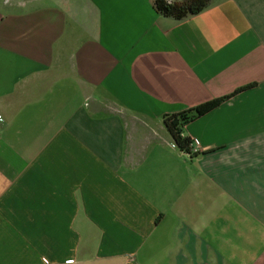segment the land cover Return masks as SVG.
I'll return each mask as SVG.
<instances>
[{
	"label": "crops",
	"instance_id": "0c3cea01",
	"mask_svg": "<svg viewBox=\"0 0 264 264\" xmlns=\"http://www.w3.org/2000/svg\"><path fill=\"white\" fill-rule=\"evenodd\" d=\"M0 264H264V0H0Z\"/></svg>",
	"mask_w": 264,
	"mask_h": 264
},
{
	"label": "trees",
	"instance_id": "16d2710c",
	"mask_svg": "<svg viewBox=\"0 0 264 264\" xmlns=\"http://www.w3.org/2000/svg\"><path fill=\"white\" fill-rule=\"evenodd\" d=\"M209 4L210 0H184L182 2L154 0V8L159 14L176 20H183L188 16L198 14L202 12L205 8H207ZM224 99L211 101L209 103L197 107L195 109V116H189L188 113H190L191 111H186L177 115H171L166 117L165 125L172 134L174 142L180 150L191 154V146L193 145V140L190 137L183 135V126L189 121L215 109L221 104V102H223Z\"/></svg>",
	"mask_w": 264,
	"mask_h": 264
},
{
	"label": "built area",
	"instance_id": "2783aa9c",
	"mask_svg": "<svg viewBox=\"0 0 264 264\" xmlns=\"http://www.w3.org/2000/svg\"><path fill=\"white\" fill-rule=\"evenodd\" d=\"M174 147H177V145L174 144ZM191 148H192L191 154H195L196 153V150L194 149L193 145L191 146Z\"/></svg>",
	"mask_w": 264,
	"mask_h": 264
}]
</instances>
